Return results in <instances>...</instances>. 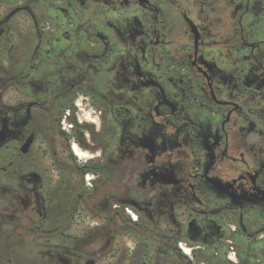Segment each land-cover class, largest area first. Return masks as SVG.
<instances>
[{
	"label": "flooded vegetation",
	"instance_id": "af4514ba",
	"mask_svg": "<svg viewBox=\"0 0 264 264\" xmlns=\"http://www.w3.org/2000/svg\"><path fill=\"white\" fill-rule=\"evenodd\" d=\"M30 262L264 264V0H0V264Z\"/></svg>",
	"mask_w": 264,
	"mask_h": 264
},
{
	"label": "rangeland",
	"instance_id": "374dc122",
	"mask_svg": "<svg viewBox=\"0 0 264 264\" xmlns=\"http://www.w3.org/2000/svg\"><path fill=\"white\" fill-rule=\"evenodd\" d=\"M190 250V247L188 248ZM31 264H34L33 262H30Z\"/></svg>",
	"mask_w": 264,
	"mask_h": 264
}]
</instances>
